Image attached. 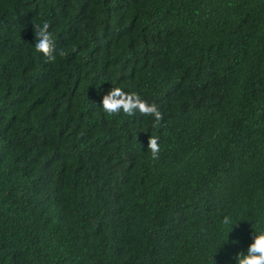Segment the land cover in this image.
Returning a JSON list of instances; mask_svg holds the SVG:
<instances>
[{"label":"trees","instance_id":"1","mask_svg":"<svg viewBox=\"0 0 264 264\" xmlns=\"http://www.w3.org/2000/svg\"><path fill=\"white\" fill-rule=\"evenodd\" d=\"M262 230L264 0H0V264H236Z\"/></svg>","mask_w":264,"mask_h":264},{"label":"clouds","instance_id":"2","mask_svg":"<svg viewBox=\"0 0 264 264\" xmlns=\"http://www.w3.org/2000/svg\"><path fill=\"white\" fill-rule=\"evenodd\" d=\"M48 21L34 24L36 53L42 54L48 61L54 62L57 58L56 40L54 32L50 30ZM59 55L65 52L60 50ZM102 107L109 116L118 115L121 111L128 116H133L139 112L142 116H151L155 122H160L164 117L157 103L149 104L137 93H128L120 87H113L103 96ZM148 150L153 159L159 157L160 144L156 136H151L148 141ZM229 218H225L224 223H229ZM236 264H264V230L259 231L246 251H241L236 256Z\"/></svg>","mask_w":264,"mask_h":264}]
</instances>
